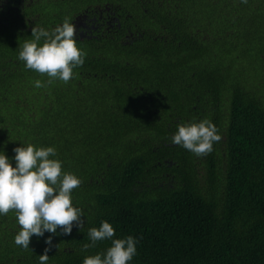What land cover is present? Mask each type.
Segmentation results:
<instances>
[{
	"label": "trees",
	"instance_id": "obj_1",
	"mask_svg": "<svg viewBox=\"0 0 264 264\" xmlns=\"http://www.w3.org/2000/svg\"><path fill=\"white\" fill-rule=\"evenodd\" d=\"M86 15L94 31L77 33L85 62L68 82L18 58L33 27ZM205 118L221 136L210 153L172 143ZM29 143L82 180L84 226L53 237L47 264H83L130 235L128 264H264V0H0V149ZM102 221L114 237L85 250ZM19 230L16 210L0 215V264H40L52 234L25 249Z\"/></svg>",
	"mask_w": 264,
	"mask_h": 264
},
{
	"label": "clouds",
	"instance_id": "obj_2",
	"mask_svg": "<svg viewBox=\"0 0 264 264\" xmlns=\"http://www.w3.org/2000/svg\"><path fill=\"white\" fill-rule=\"evenodd\" d=\"M31 37L23 43L18 58L25 62L27 69L47 74L49 84L53 78L68 82L73 78V70L85 62L86 53L77 44V26L69 17L52 30L33 27ZM35 86L43 87L44 82L36 80ZM177 127L172 143L197 155L210 153L214 142L221 139L219 129L207 118ZM13 151L15 155L10 157L0 149V215L16 210L20 230L14 239L25 249H30L33 236L52 234L45 239L48 247L39 256L40 264H47L48 252L56 247L53 237L70 235L73 227L81 229L84 226V210L73 205V189L82 180L74 173L62 171L63 161L53 158L57 154L54 146L36 147L29 143ZM114 235L113 225L102 221L99 228L88 230L91 242L83 248L95 247L98 241L111 239ZM137 243L138 239L131 235L112 239V246L106 253L86 256L83 264H128L137 254Z\"/></svg>",
	"mask_w": 264,
	"mask_h": 264
},
{
	"label": "flooded vegetation",
	"instance_id": "obj_3",
	"mask_svg": "<svg viewBox=\"0 0 264 264\" xmlns=\"http://www.w3.org/2000/svg\"><path fill=\"white\" fill-rule=\"evenodd\" d=\"M106 17H109V16H106ZM74 24L77 26V33L79 32L80 34H82L85 37L84 39L90 38V35L94 31V30H90V28L93 29V27H90V24H91L90 16L86 15L82 17H77Z\"/></svg>",
	"mask_w": 264,
	"mask_h": 264
}]
</instances>
